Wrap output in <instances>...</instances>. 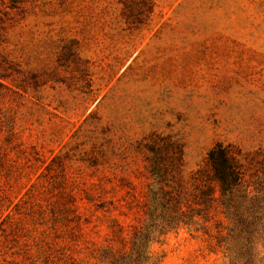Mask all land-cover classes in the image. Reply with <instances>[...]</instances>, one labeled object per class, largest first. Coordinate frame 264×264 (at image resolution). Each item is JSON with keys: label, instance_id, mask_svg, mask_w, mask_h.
I'll return each instance as SVG.
<instances>
[{"label": "rangeland", "instance_id": "374dc122", "mask_svg": "<svg viewBox=\"0 0 264 264\" xmlns=\"http://www.w3.org/2000/svg\"><path fill=\"white\" fill-rule=\"evenodd\" d=\"M218 144L262 176L264 0H0V236L18 260L229 264ZM154 202L183 221L135 263Z\"/></svg>", "mask_w": 264, "mask_h": 264}, {"label": "trees", "instance_id": "16d2710c", "mask_svg": "<svg viewBox=\"0 0 264 264\" xmlns=\"http://www.w3.org/2000/svg\"><path fill=\"white\" fill-rule=\"evenodd\" d=\"M211 179L219 186L221 205L229 222L222 242L229 264H264V172L252 183L245 180L240 162L228 146L216 145L207 155ZM213 190V189H212ZM168 204L154 202L145 229L135 236L133 251L139 263L143 249L183 221V213L170 212ZM6 236H0V264H28L17 258ZM146 260L147 257L145 256ZM120 264H128L122 262Z\"/></svg>", "mask_w": 264, "mask_h": 264}]
</instances>
